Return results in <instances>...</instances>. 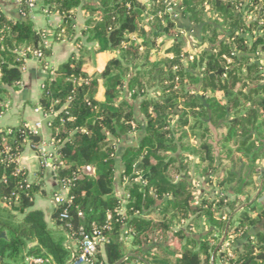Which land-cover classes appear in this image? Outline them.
<instances>
[{
    "label": "trees",
    "instance_id": "16d2710c",
    "mask_svg": "<svg viewBox=\"0 0 264 264\" xmlns=\"http://www.w3.org/2000/svg\"><path fill=\"white\" fill-rule=\"evenodd\" d=\"M27 1L16 20L0 7V115L8 90L21 89L29 50L41 51L46 77L39 107L45 115L56 114L49 122L56 150L52 162L67 200L52 213L55 232L43 213L33 210L35 197L44 195L41 183L29 182V173L18 165L26 144L39 146L42 137L24 122L0 130V235L6 233L0 264H27L28 256L67 264L66 237L82 238V232L90 235L96 228L107 242L91 264H116L129 253L149 264H264V207L252 201L259 186L250 194L253 183L247 180L254 175L264 180V73L256 57L258 45L264 51V39L247 45L245 21L231 2L181 0L180 27L200 41V58L185 68L181 59L189 54L164 13L168 0H44L45 10L62 17L47 37L50 48L34 29ZM78 9L87 17L81 37L74 25ZM62 41L74 42L77 53L52 69V45ZM88 44L95 49L88 50ZM112 52L118 57L102 71L87 70L88 57ZM198 67H205L203 76L195 73ZM150 89L155 97L148 95ZM210 126L226 130L225 142L234 151L219 167ZM138 131L139 144L121 154L126 192L119 198L117 141ZM257 162L261 169L254 167ZM246 166L251 167L247 179ZM201 219L211 230L196 237L190 232ZM124 224L129 232L123 239ZM260 224L262 230L250 233ZM225 234L226 241L235 235L240 244L230 246L233 258L219 245ZM123 264L144 263L129 258Z\"/></svg>",
    "mask_w": 264,
    "mask_h": 264
},
{
    "label": "crops",
    "instance_id": "0c3cea01",
    "mask_svg": "<svg viewBox=\"0 0 264 264\" xmlns=\"http://www.w3.org/2000/svg\"><path fill=\"white\" fill-rule=\"evenodd\" d=\"M0 7L3 13L11 20L20 18L21 3L19 0H0ZM31 19L36 31L43 30H55L62 23V17L57 13H49L44 8V0H37L35 8L31 11ZM180 20V15H179ZM87 17L81 9H78L75 14V31L77 37H81V31L85 28ZM135 34L133 36L136 39ZM140 39V38H139ZM139 39H136L139 41ZM84 41V40H83ZM88 50H94L95 45H86ZM52 57L49 61V67L56 69L59 65L67 62L70 57L77 53V46L71 41H62L52 45ZM118 54L112 52L110 54H101L98 56L88 57L87 70L89 72L97 69L99 72L103 70L106 63L113 58H117ZM46 77L45 68L41 65L39 60L35 58L28 59L23 70V83L21 89L14 92L9 89L10 99H7L5 112L0 115V130L17 127L24 122L26 126L35 131L37 124H41L42 129L37 130L38 134L42 137V143L39 146L34 147L31 143H27L24 152L18 159V165L20 169L26 170L29 173V181L31 183H41V189L44 195H37L35 197V204L33 210L41 211L44 215V220L53 231L59 230L51 221L52 213L55 209L56 197L59 192L57 180L54 175L53 169V157L56 154V150L52 144V132L47 127V117L43 110L39 107V100L42 93L43 83ZM103 89H100L99 100H103ZM129 99V95H126ZM143 117H140V121L143 124ZM142 138V132L138 131L129 134L124 141H117V176L115 183V192L119 198L125 196V184L121 183V176L123 174V164L121 162V154L126 147L137 146ZM223 157V154H221ZM185 177V175H183ZM195 181H198L196 177H193ZM260 187L264 188V181L261 182ZM262 200L260 203L258 201ZM252 201H257V204L264 207V192L256 191L253 194ZM185 225H182V228ZM198 230H201L202 234H205L204 224L196 226ZM262 230V225H258L252 228L250 233L254 234ZM200 233V235H201ZM200 235L198 237H200ZM223 241L220 242L221 245ZM37 243L31 244L30 247L36 246ZM237 247L240 246L238 242ZM54 264L56 262L53 258L49 257ZM215 264V263H214ZM216 264H221L218 261Z\"/></svg>",
    "mask_w": 264,
    "mask_h": 264
},
{
    "label": "rangeland",
    "instance_id": "374dc122",
    "mask_svg": "<svg viewBox=\"0 0 264 264\" xmlns=\"http://www.w3.org/2000/svg\"><path fill=\"white\" fill-rule=\"evenodd\" d=\"M229 1L235 7L237 13H240L242 15L243 20L245 21V24H246L245 29L247 30V32L245 33V37L247 38V41H246L247 45L248 46H252V44L255 41H257L258 39H264V0H258L257 3L253 2V0H229ZM181 4H182L181 0H168V1H166V10L164 11V13H165L166 16H169V19H171L173 22H175V27L180 30L178 32L179 33L178 35L186 43L185 47H186V49L188 51L189 56H188V58L182 57L181 63L183 65V67H185V68L187 67L188 68V67L191 66V63H195V61H198L197 59L200 58V48H199L200 41H198L197 38H195V36H193V34L191 35L189 33H186L185 31H183L181 29V27H180L181 23L179 22ZM206 7H207L206 11H208V8H209L208 5H206ZM207 15H208V17L210 16L209 13ZM159 17L163 19L164 27L167 26V21L165 20L164 15L159 13ZM150 18H151V21L154 20V17H150ZM135 37H136V39H139L138 36H135ZM139 41H141V40L139 39ZM167 45H168V42L165 43V46H167ZM154 55L159 56V57H163L161 53H159V55L154 53ZM190 57H193V58L191 59ZM256 57H258L257 61L262 65V68H263L262 72L264 73V51L262 50V45H258V54L256 55ZM228 63H232L231 59H228ZM204 71H205V67H201V68L198 67L195 70V73L198 74V75L203 76ZM148 95L150 97H155L156 95L154 93V89H150L148 91ZM217 97L218 98H223V94L218 92L217 93ZM5 106H6V104H5ZM246 113L247 112L244 111V112L241 113V115L243 116ZM143 121L145 122V119ZM218 133H219V145L223 146V158L226 157L227 154L231 153V155H232L234 153V151H233V148H232L231 144H228V143L225 142V136H226V133H227L226 130L219 129ZM220 143H222V144H220ZM194 159H195V161H197V158H194ZM226 165H227V163H226ZM254 167L257 168V169H261V167H263V163L262 162H259V163L257 162L254 165ZM226 169H227V166H226ZM226 169L224 168L222 171L225 172ZM246 169L249 170V169H251V167L246 166ZM245 170H244V173L246 172ZM246 173H245V177L247 179V177L251 174V171L249 170ZM197 180H198L199 184H202L203 186H205L204 180H199V178ZM247 180L252 181L253 186H254V187L252 186L251 189L248 190V192L250 194L254 193L252 188H255V186H257V185L259 186L257 191H259V192L261 191L262 192V190H264V188L262 189V187H260L261 182L264 181V180H262L260 178V176L254 175L253 177H251L250 179L248 178ZM201 195L202 194H199V196H201ZM243 199H246V198H243ZM203 221L204 220L201 219L200 222H198V224L201 226V223L204 224ZM184 225H185L184 227H186L187 222H185ZM210 230H211V228H208L206 226L205 232H209ZM201 232H202L201 230H198L195 227V229L192 230L190 233L194 234L196 237H198ZM226 234L224 236H222V237L220 236L221 238H220L219 244H220L221 241H223L221 243L222 245H223V243L225 245H226V243L229 244L226 247V251L228 252V255H229V254H232L231 253V249H230L231 245H233L234 248H237L236 238H235L236 236L235 235H231L230 238H232V237L233 238L228 240V241H226ZM64 246H65V243H64Z\"/></svg>",
    "mask_w": 264,
    "mask_h": 264
},
{
    "label": "built area",
    "instance_id": "2783aa9c",
    "mask_svg": "<svg viewBox=\"0 0 264 264\" xmlns=\"http://www.w3.org/2000/svg\"><path fill=\"white\" fill-rule=\"evenodd\" d=\"M20 3L22 0H19ZM27 1V0H26ZM28 7L33 10L36 6L37 0H28ZM42 35L45 38L44 46L45 48H50V41L47 39V37L54 34V30H43L40 31ZM29 52L32 54V58H35L39 60L44 59V55L39 50H29ZM191 59L193 57H190ZM46 71V68H45ZM56 114L54 115H46L47 117V127L49 128V122L54 118ZM36 130L33 131L34 133L38 134V131L42 129L41 124H37ZM38 130V131H37ZM54 169V167H53ZM86 172L89 174H93L94 170L90 167L86 169ZM30 182V181H29ZM264 192V190H262ZM218 195L226 197L227 195L225 193H222L220 191L216 192ZM67 200V189L62 190L58 192V195L56 197L55 207ZM123 213V212H122ZM62 218L67 217V213H63L61 215ZM226 219V218H224ZM129 229L127 225H123V233L122 237L127 238ZM102 229H94L93 232L90 235H85L82 232V238H75L74 236L68 235L65 240V249L70 252V259L67 264H91L93 260H95L96 256L101 253V250L103 249L104 244L107 242V238L104 236ZM233 238V237H232ZM230 238V239H232ZM229 239V240H230ZM222 245V244H221ZM229 244L226 243V245L223 243V249L222 251H226V247ZM230 258H233L232 254H229ZM27 264H54L50 258H43V257H34V256H28L26 258ZM221 263V262H220ZM222 264V263H221Z\"/></svg>",
    "mask_w": 264,
    "mask_h": 264
},
{
    "label": "water",
    "instance_id": "95a60500",
    "mask_svg": "<svg viewBox=\"0 0 264 264\" xmlns=\"http://www.w3.org/2000/svg\"><path fill=\"white\" fill-rule=\"evenodd\" d=\"M223 74V71H219L217 73V75H222ZM210 129L214 135V140L213 141H210V144L213 146L214 148V157H215V166L216 167H219L220 163H221V159L223 158L222 155H221V151H220V148H219V135H218V132H217V129L213 126H210ZM261 190V189H260ZM263 200V199H262ZM260 199V201H258V203H260L262 201ZM247 205L243 206V208H245ZM229 226V225H228ZM1 239H6V233H2L0 235V240ZM129 258H136L138 260H140L142 263L144 264H149L147 261L145 260H142L140 259L137 255H134L132 253H129L127 254L123 259H121L118 263L116 264H123L126 260H128ZM214 264V263H212Z\"/></svg>",
    "mask_w": 264,
    "mask_h": 264
}]
</instances>
